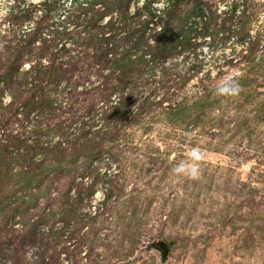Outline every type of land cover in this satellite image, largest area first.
Returning <instances> with one entry per match:
<instances>
[{
	"label": "rangeland",
	"instance_id": "obj_1",
	"mask_svg": "<svg viewBox=\"0 0 264 264\" xmlns=\"http://www.w3.org/2000/svg\"><path fill=\"white\" fill-rule=\"evenodd\" d=\"M0 264H264V0H0Z\"/></svg>",
	"mask_w": 264,
	"mask_h": 264
},
{
	"label": "trees",
	"instance_id": "obj_2",
	"mask_svg": "<svg viewBox=\"0 0 264 264\" xmlns=\"http://www.w3.org/2000/svg\"><path fill=\"white\" fill-rule=\"evenodd\" d=\"M115 6H118V3H116L115 4ZM85 15V14H84ZM148 15H149V19L150 20H152L153 19V17H154V15L153 14H151V13H148ZM79 20H80V18L79 17H77V20H75V21H70V22H75L76 24H78L79 23ZM90 19H87L86 18V15L84 16V18L82 19V22H87V21H89ZM81 21V20H80ZM40 22H41V19H39V21L36 23V25L35 26H33L29 31H27V32H25V33H23V34H19L20 35V37H19V40H18V44L16 45V47H15V51H16V53H17V56H18V60L20 61V62H22V60H23V55L25 54V52L27 51V52H29L31 49V47H32V43H33V41H35V40H37V38L38 37H36L37 36V34L39 33V30H40ZM147 23H149V20L147 21ZM89 26V25H88ZM165 30H166V28H165ZM171 34V33H170ZM18 35V36H19ZM172 35H174V34H172ZM141 38H144V36H140ZM169 38V39H168ZM167 39H164L163 40V42H162V44L165 46V43L166 42H168L169 40H172L173 41V43L175 42V40H174V37H172V38H170V37H168ZM172 41H170L169 43H172ZM135 45H140L139 43H135ZM172 49L174 48V47H171ZM41 52H42V54H38L40 57L39 58H42L46 53H48V51H42V48H41ZM53 65V64H52ZM40 66V65H39ZM39 66L37 65V67L35 68V67H32V69H31V67H30V70H31V74H32V72H34L36 75L34 76V77H32L30 80V84L29 85H31V86H29V89L28 90H26L25 91V93H28L27 94V97H25V98H23V100L22 99H20V95H17L16 97L18 98V99H20V100H22V102H21V104H22V107L23 108H26V107H29L30 105H31V103L33 102V100H34V97H35V95H32V91L33 90H31L30 88H32V87H41V85H42V81H41V79L39 80V81H36L41 75L42 76H44L43 77V79H45V78H47V77H49L51 74H52V72L55 70V68L53 69V68H48V67H46V66H42L43 67V69H44V71L43 72H40V68H39ZM42 69V70H43ZM28 91V92H27ZM30 96V97H29ZM32 96V97H31ZM28 98V99H27ZM18 101V100H17ZM32 105H33V103H32ZM167 248V247H166ZM167 250H168V248H167Z\"/></svg>",
	"mask_w": 264,
	"mask_h": 264
},
{
	"label": "clouds",
	"instance_id": "obj_3",
	"mask_svg": "<svg viewBox=\"0 0 264 264\" xmlns=\"http://www.w3.org/2000/svg\"><path fill=\"white\" fill-rule=\"evenodd\" d=\"M227 88V94H230V95H236L238 94L240 91H241V87L238 83L236 82H232L228 85L225 86ZM218 92L220 94H225V90L223 88L221 89H218ZM199 157V152L198 150H193V159H197ZM176 172H184L185 174L189 175L190 178H197L198 175H199V172H198V165H193L191 170L188 171L185 167V165L182 163L181 165H179L176 169H175Z\"/></svg>",
	"mask_w": 264,
	"mask_h": 264
},
{
	"label": "water",
	"instance_id": "obj_4",
	"mask_svg": "<svg viewBox=\"0 0 264 264\" xmlns=\"http://www.w3.org/2000/svg\"><path fill=\"white\" fill-rule=\"evenodd\" d=\"M159 252L161 254V261L164 263L167 258L168 250L166 247L161 246L159 247Z\"/></svg>",
	"mask_w": 264,
	"mask_h": 264
}]
</instances>
